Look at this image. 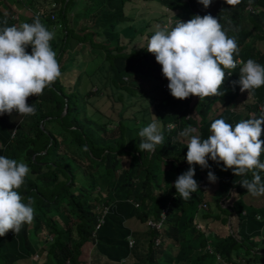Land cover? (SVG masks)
Masks as SVG:
<instances>
[{
	"label": "trees",
	"instance_id": "trees-1",
	"mask_svg": "<svg viewBox=\"0 0 264 264\" xmlns=\"http://www.w3.org/2000/svg\"><path fill=\"white\" fill-rule=\"evenodd\" d=\"M53 1L57 3L55 20L44 26L49 30L59 27L60 36L54 37L50 46L60 70L79 55L77 49L74 53L68 50L72 49L67 44L69 37L75 34L79 43L87 44V55L95 63L85 67L83 74L91 76L96 68L103 72L99 76L102 87L86 92V96H101L105 91L109 99L122 102L123 109L135 105L143 116L153 113L164 142L155 152L139 151L138 133L150 122L135 114L124 118L122 108L117 120L103 121L101 116L88 114V99L78 102L74 98L77 85H64L60 78L42 95L27 99L36 114L19 115L14 134L15 125L9 123L8 114L0 116V156L23 160L30 168L18 191L25 203L31 198L34 208L31 224H25L16 236L0 237V264L25 263L42 245H46L42 264H82L79 257L86 242L95 249L90 264H264V208L246 205L242 196L248 192L239 183L251 180V172L235 176L231 169L221 170L223 162L217 165L209 159L210 168L196 165L194 176L198 185L206 184L207 189L199 187L187 200H181L173 182L177 172L181 175L189 168L185 159L188 139L179 133L191 126L196 130L193 134L197 132L204 140L211 135L210 126L216 119L234 127L241 120L258 118V106L264 111V86L253 91L252 99H246L240 86L233 84L239 80V70L225 69L222 96L178 100L171 96L155 55L147 52L148 40L156 31L170 30L195 15L211 14L224 29L231 28L229 36L236 37L239 52L234 59H253L264 65V46L260 47L264 43V0H240L235 6L213 0L208 8L197 0H84L81 8L90 10L92 18L80 28L73 25L69 14L73 0ZM144 1L159 4L163 12L155 19L136 23L137 14L130 15V7L138 8ZM2 3L5 0H0V29L15 25L12 8L2 9ZM138 36L143 39L134 44ZM26 51L31 53V46ZM66 52L71 56L64 61ZM68 61L71 64H66ZM229 70L231 76L227 75ZM90 85L96 84L91 81ZM110 122L113 127L108 126ZM260 139L264 140V132ZM260 161L264 162V151ZM209 170L218 178L215 183L207 179ZM260 175L264 182V172ZM212 196L215 209L210 204ZM222 198L230 201L225 207ZM201 201L207 204L206 209H199ZM104 209L103 222L95 229ZM164 209L167 213L160 231L148 227L145 233H138L125 224L132 218L142 223L148 217L158 220ZM199 210H205L201 215L204 224L197 229ZM57 215L63 216L61 224L55 219ZM229 217H235L236 222H230L227 234L215 233L210 241L206 231L212 222L219 220L226 225Z\"/></svg>",
	"mask_w": 264,
	"mask_h": 264
},
{
	"label": "clouds",
	"instance_id": "clouds-1",
	"mask_svg": "<svg viewBox=\"0 0 264 264\" xmlns=\"http://www.w3.org/2000/svg\"><path fill=\"white\" fill-rule=\"evenodd\" d=\"M197 2L208 8L213 0ZM239 2L225 0L229 6ZM228 31L231 28L224 29L216 17L207 14L195 15L187 22L179 21L170 30H158L151 36L147 52L154 54L156 62L162 66L172 97L184 100L195 96L201 101L209 96H222L224 70L235 69L238 63L242 65L239 80L233 84H238L241 92L247 90L249 96L264 86V65L253 59L246 62L234 59V54L239 52L238 44L236 37L229 36ZM54 36L55 33L47 29L38 16L31 24L0 29V116L12 115L13 111L24 116L36 114L35 106L27 103V99L42 95L44 89L61 76L56 53L50 46ZM28 46H31V53L26 51ZM262 126L264 111L258 118L241 120L234 127L224 119H216L210 126L211 135L204 140L193 134L196 131L193 127L184 128L179 135L188 138L185 159L189 168L174 182L181 200L190 199L199 190L194 179L195 166L210 168L209 159L217 165L223 162L221 170L231 169L235 176H247L251 172L252 179L240 180V186L252 196L264 195L260 175L264 172V162L260 161L264 151V140L260 139L264 132ZM138 135L141 152H155L157 145L164 142L156 121L143 127ZM29 173L30 168L23 160L0 156V237L10 230L16 235L25 224L33 222V201L29 198L25 203L18 191ZM207 179L215 183L218 178L209 170Z\"/></svg>",
	"mask_w": 264,
	"mask_h": 264
},
{
	"label": "rangeland",
	"instance_id": "rangeland-1",
	"mask_svg": "<svg viewBox=\"0 0 264 264\" xmlns=\"http://www.w3.org/2000/svg\"><path fill=\"white\" fill-rule=\"evenodd\" d=\"M6 2H8V5L6 4ZM6 2L2 3V5H1L2 9H6V7L9 6L10 9L13 8V10L19 12L20 17L23 15V11L26 10L23 6H21L19 1L7 0ZM152 3H149L148 1H146V2L144 1V2H140V4L138 5V8L137 7L131 8L130 7L129 14L132 16L133 15L136 16V14H137V16L135 18L136 23H139L141 20L149 21L152 18L155 19V17L157 18L159 16V14H161L163 12V8L159 4L154 3V2H152ZM70 9L74 12V14H77V16L80 15V13L81 14L83 13V11L80 10L82 8L79 7L77 0H73L71 2L69 10ZM139 9H141V10H139ZM155 10H157L159 13H157ZM134 13H136V14H134ZM51 29H50V31H53L55 33L54 37L60 36L59 27H57V28L54 27ZM76 39H77V36L75 34L70 35L67 44L72 49L68 48V50H70L71 53H74L73 51H75L77 49L76 51H78L79 55L74 59V61H73V59L70 60L73 62L72 64L69 63V61L66 62V64H68V65L71 64L70 66H68V68L65 64H64V68L62 67L64 70L61 71V76L59 77L61 83H63L64 85H67V86H71V87L74 86V88L77 85L76 90H75V95L77 97H74V98H76L78 100V102H79V100L82 101V99H84V100L88 99L89 102H87L86 108H85L88 114L94 113L95 116L96 115L101 116L103 121H107L108 119L117 120L118 112L122 108V102L113 101L112 99H109L107 97V94L105 91H103L101 93V96H96V95H87L86 96V92H88V91L93 92L96 87H100V86L102 87L103 80L102 79L100 80L99 76L103 72L99 71V69L96 68L93 71V73L91 74V76L83 74L85 67L86 68L94 67L95 63L87 55V53H88L87 52V50H88L87 44L86 43L81 44ZM124 39H125V41L127 40L126 38H124ZM142 39H143V37H141V36L136 37V39L134 40V44L139 43L140 41H142ZM263 46H264V43L262 42V44H260V47H263ZM71 53L66 52L62 57L63 60L64 61L69 60ZM65 66H66V68H65ZM78 77H79V81L77 80ZM91 81L95 82L96 85H90ZM193 98H195V96H193ZM111 102H112V104H111ZM111 105H112V107H111ZM136 105H138V104H136ZM123 111H125L123 113L124 118H128V117L130 118L132 115L135 114L138 118H144L146 120V122L151 123L154 121V114L153 113L145 114V116H143L142 112H136L137 106H135V105L129 106L126 109H123L122 112ZM146 111L149 112L148 110H146ZM82 113H83V111H82ZM19 115L20 114H18L16 112H14L12 115H8V120L10 121L9 123H11V125H13V126L16 125L19 121V118H21V116H19ZM96 118H100V117H96ZM108 126L113 127L112 122L108 123ZM194 135H196V134H194ZM186 139H188V138H186ZM178 174H179V172H177L174 177L179 176ZM196 178H198L197 174H196ZM175 180L176 179H174L173 182H175ZM210 191H211V189H208V191H207L208 195H211ZM212 197L213 198H210L211 199L210 204H211L212 208L215 209V206L212 205L213 201H214V196H212ZM261 202L264 204V201L262 199H261ZM203 211H205V210H199L197 213V216H196V220H197L198 224H201V225L204 224V219L201 216ZM214 212H216V210ZM55 219L59 224H61L63 222V216H61V215L55 216ZM125 224L132 231L138 232V233H145V231L148 229V227H146L145 223L140 222L136 218H132L130 220H127L125 222ZM228 230H229V227H227V224L224 225L219 220H215L210 225V228L206 231V234H207V237L209 238L210 241H214L213 235L215 233H217L219 235H225V234H227ZM40 234H39V237H41ZM35 239H36V236H35ZM38 249H39L38 254L34 253L32 255V259H33V261H37V263L40 264L44 260L43 251L46 249V245H42ZM94 251H95V249H94V245L92 243L86 242L83 245L82 253L79 257L82 264H90V261L92 260V254ZM262 259L264 260V257ZM27 262H29V261H27ZM123 264H126V262H124Z\"/></svg>",
	"mask_w": 264,
	"mask_h": 264
},
{
	"label": "built area",
	"instance_id": "built-area-1",
	"mask_svg": "<svg viewBox=\"0 0 264 264\" xmlns=\"http://www.w3.org/2000/svg\"><path fill=\"white\" fill-rule=\"evenodd\" d=\"M16 1H19L22 5L24 4V1L23 0H16ZM36 1H37V4L35 3L34 5H31L29 3V4H27V6L25 5L26 8L24 7L25 9H28L29 10V13H30L29 18H32V17L33 18H36L38 16L39 19H40V21H41V23L43 25H45L47 23V21L51 22V21L55 20L56 15H55V11L54 10L57 7V3L55 1H53V0H36ZM39 5L44 6V8L38 7ZM247 8L249 10L251 9L250 6H248ZM11 17H12V19L15 22V26L19 27V18H20L19 14L17 12H13ZM29 18H28V20H29ZM236 60L241 61L240 58H236ZM241 66L242 65L238 63L236 68L239 70V68ZM228 73H232V71L229 70L227 72V75H228ZM243 94H244V97L246 99H252L253 98L252 94L248 96L247 90H245L243 92ZM258 110H259L260 113L262 112L261 106H258ZM16 128H17V125H15V127H13L12 134L15 133ZM199 187H200V189L202 191H205L207 189V185L206 184H201V185H199ZM129 201L132 202V200H129ZM135 206L138 207V203H135ZM198 207H199V209H206L207 208V204L205 202H202L201 201L198 204ZM105 212H106V209H104L103 212L101 213V215H100V217L98 219V224L96 225L95 229H97L100 226V224L103 222V216H104ZM166 213H167V210L166 209L162 210L160 212V214H159V219L158 220H155L152 217H148L146 219V221H145V225L147 227H150V228H153V229H156V230L160 231L162 229V227H163V224H164V221H165V218H166ZM257 218H259V215H257ZM195 226H196L197 229L200 228V224H196ZM7 235L10 236V237L16 236L14 234V232H12L11 230L7 233ZM48 239H51V236H49ZM160 241H161L160 238H157L156 239V244H159ZM132 243H133V241L130 240L129 241V245L131 246ZM207 249L210 252H212V248H211L210 244L207 245ZM216 256L218 258H220L219 254H216Z\"/></svg>",
	"mask_w": 264,
	"mask_h": 264
},
{
	"label": "crops",
	"instance_id": "crops-1",
	"mask_svg": "<svg viewBox=\"0 0 264 264\" xmlns=\"http://www.w3.org/2000/svg\"><path fill=\"white\" fill-rule=\"evenodd\" d=\"M7 0H5V2H6ZM24 1V4L22 5L21 3V6H23V7H25L26 8V6H27V4H29V1L30 0H23ZM83 1L84 0H77V3H78V5H79V7L81 8V7H83ZM6 4L8 5V2H6ZM26 5V6H25ZM29 7V6H28ZM85 8V7H84ZM84 8H83V10L82 9H80V10H82L83 11V13L81 14L80 13V15H78L77 16V14H74V12L70 9L69 10V14H70V17L72 18L71 20H72V22H73V25L75 26V27H78V28H80V27H82L84 24H86L87 22H89L90 21V19L92 18V12H90V10H84ZM12 10H13V8H12ZM13 12H17V11H15V10H13ZM18 14H19V12H17ZM20 15V14H19ZM29 15H30V13H29V10L28 9H26L25 11H23V15L19 18V26L21 25V24H23L24 22H26V20H28V18H29ZM29 19H31V18H29ZM14 21V20H13ZM79 30V29H78ZM196 134H197V132H196ZM215 188V187H214ZM235 191H232V193H233V196L234 197H236V194L234 193ZM261 199L264 201V195H259V196H252L251 194H249V193H247V194H245L244 196H242V200H243V202L246 204V205H250V206H253V207H255V208H264V204L261 202ZM220 202L222 203V206L223 207H225L227 204H229V202L230 201H228V200H226V199H224V198H222L221 200H220ZM226 204H225V203ZM231 219V220H230ZM229 223L231 222V221H234V223L236 222V218L235 217H229ZM228 222V221H227ZM230 226H231V224L230 225H228V223H227V227H229V229H230ZM263 232H264V229H263ZM263 237H264V233H263ZM38 245V244H37ZM41 246H39L38 248H40ZM44 250V249H43ZM38 251H39V249L38 250H36V254H38ZM261 252H264V251H261ZM44 254H45V251H43V256H44ZM27 260L29 261V262H27ZM44 261V260H43ZM42 261V262H43ZM34 262H36L37 263V261H33V259H32V256L31 257H29V258H27L26 260H25V263H21V264H36V263H34ZM42 262L40 263V264H42ZM261 263V262H260ZM37 264H39V263H37ZM261 264H263V262L261 263Z\"/></svg>",
	"mask_w": 264,
	"mask_h": 264
},
{
	"label": "water",
	"instance_id": "water-1",
	"mask_svg": "<svg viewBox=\"0 0 264 264\" xmlns=\"http://www.w3.org/2000/svg\"><path fill=\"white\" fill-rule=\"evenodd\" d=\"M66 1H67V0H66ZM66 106H67V105H65V108H66ZM64 113H65V111H64V112H62V115H63ZM227 223H228V225H230V223H229V220H228V222H227ZM262 253L264 254V252H262Z\"/></svg>",
	"mask_w": 264,
	"mask_h": 264
}]
</instances>
